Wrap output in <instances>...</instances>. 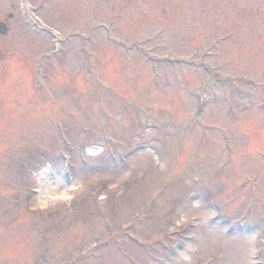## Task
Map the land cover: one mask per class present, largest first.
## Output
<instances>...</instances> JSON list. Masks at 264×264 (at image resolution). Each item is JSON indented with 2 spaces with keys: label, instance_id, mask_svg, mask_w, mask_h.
Here are the masks:
<instances>
[{
  "label": "rangeland",
  "instance_id": "rangeland-1",
  "mask_svg": "<svg viewBox=\"0 0 264 264\" xmlns=\"http://www.w3.org/2000/svg\"><path fill=\"white\" fill-rule=\"evenodd\" d=\"M0 20V264H264V0Z\"/></svg>",
  "mask_w": 264,
  "mask_h": 264
},
{
  "label": "clouds",
  "instance_id": "clouds-1",
  "mask_svg": "<svg viewBox=\"0 0 264 264\" xmlns=\"http://www.w3.org/2000/svg\"><path fill=\"white\" fill-rule=\"evenodd\" d=\"M190 219L192 221H198L201 219L202 213L199 210V207L193 208V211L189 213ZM186 258V257H185ZM176 264H183V260H177Z\"/></svg>",
  "mask_w": 264,
  "mask_h": 264
},
{
  "label": "flooded vegetation",
  "instance_id": "flooded-vegetation-1",
  "mask_svg": "<svg viewBox=\"0 0 264 264\" xmlns=\"http://www.w3.org/2000/svg\"><path fill=\"white\" fill-rule=\"evenodd\" d=\"M25 1H27V0H25ZM13 8H16V5H13ZM27 8H28V6H27ZM7 19H12V15H8ZM0 25H3L7 30H9L8 20H3V21L0 20Z\"/></svg>",
  "mask_w": 264,
  "mask_h": 264
},
{
  "label": "bare ground",
  "instance_id": "bare-ground-1",
  "mask_svg": "<svg viewBox=\"0 0 264 264\" xmlns=\"http://www.w3.org/2000/svg\"><path fill=\"white\" fill-rule=\"evenodd\" d=\"M100 152V149H88L87 150V154L89 155V156H95V155H97L98 153ZM43 172H45V171H43ZM42 172V173H43ZM70 190H73V189H70ZM63 194V192L61 193V195ZM66 194V193H65ZM48 195H49V193H48ZM64 195V194H63ZM62 195V196H63Z\"/></svg>",
  "mask_w": 264,
  "mask_h": 264
},
{
  "label": "water",
  "instance_id": "water-1",
  "mask_svg": "<svg viewBox=\"0 0 264 264\" xmlns=\"http://www.w3.org/2000/svg\"><path fill=\"white\" fill-rule=\"evenodd\" d=\"M7 34V29L3 26L0 25V35H6Z\"/></svg>",
  "mask_w": 264,
  "mask_h": 264
},
{
  "label": "snow or ice",
  "instance_id": "snow-or-ice-1",
  "mask_svg": "<svg viewBox=\"0 0 264 264\" xmlns=\"http://www.w3.org/2000/svg\"><path fill=\"white\" fill-rule=\"evenodd\" d=\"M192 211H193L192 208H187V209L185 210L186 214H189V213L192 212Z\"/></svg>",
  "mask_w": 264,
  "mask_h": 264
}]
</instances>
